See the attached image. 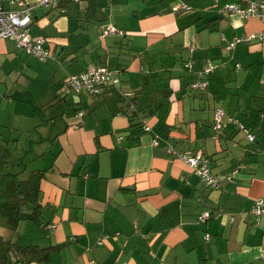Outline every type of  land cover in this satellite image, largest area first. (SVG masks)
Here are the masks:
<instances>
[{"label": "crops", "instance_id": "1", "mask_svg": "<svg viewBox=\"0 0 264 264\" xmlns=\"http://www.w3.org/2000/svg\"><path fill=\"white\" fill-rule=\"evenodd\" d=\"M249 1L37 7L31 33L53 49L41 63L0 36V264H264V215L251 213L264 199V42L228 46L264 22L223 10ZM100 65L119 83L65 92ZM195 152L217 187L181 157Z\"/></svg>", "mask_w": 264, "mask_h": 264}, {"label": "built area", "instance_id": "2", "mask_svg": "<svg viewBox=\"0 0 264 264\" xmlns=\"http://www.w3.org/2000/svg\"><path fill=\"white\" fill-rule=\"evenodd\" d=\"M61 0H37L35 3H29L25 0H0V36L3 38H10L17 43L20 50L25 52L40 61H45L52 57V52L47 47V38L43 35H35L31 33L30 25L33 21V16L37 7L52 8L57 6ZM217 1V0H215ZM17 6L18 9L12 10L11 6ZM225 12L235 13L241 16L243 19L249 17H256L264 22V0H250L246 7H241L240 4H227L223 6ZM116 31L113 27H108L106 33H112ZM258 38L259 41L264 42V30L258 34L246 35L242 37H235L228 44L229 48L236 47L239 43H247L252 39ZM194 61L186 63L187 68L194 66ZM205 72H213V66L209 64ZM118 71H113L105 66H96L88 71L80 73H74L67 78L65 83L66 93H82L88 92L91 94H101L105 87L109 84H118L119 78L115 75ZM202 79L196 81L192 86L194 88L204 89L206 82ZM223 116V110L218 108L215 113L216 120L221 122ZM248 138L252 141L254 136L248 134ZM183 160L192 167L198 176L206 185L213 187L218 186L219 177L211 173L209 167V160L200 153H187L181 154ZM233 175L228 179H232ZM252 213L261 216L264 215V199H259L252 207ZM209 214L205 212L201 216L204 219Z\"/></svg>", "mask_w": 264, "mask_h": 264}, {"label": "trees", "instance_id": "3", "mask_svg": "<svg viewBox=\"0 0 264 264\" xmlns=\"http://www.w3.org/2000/svg\"><path fill=\"white\" fill-rule=\"evenodd\" d=\"M65 0H61L60 1V3L57 5V6H55V7H52V10H59L60 11V8H62V7H64L65 6V4H63V2H64ZM47 40H48V38H47ZM47 47H49L50 48V50H51V52H52V54H53V49H52V47H51V44H50V42H49V40L47 41ZM206 63V62H205ZM195 65V64H194ZM206 69V68H205ZM214 70V69H213ZM200 74L199 73H197L196 71H195V77H198ZM192 76V75H191ZM62 87V86H61ZM64 87V86H63ZM68 94H72V93H68ZM102 94V93H101ZM92 95V94H91ZM95 95H98V94H95ZM68 97V96H67ZM238 120L239 121H241L239 118H238ZM244 124V123H243ZM245 125V124H244ZM245 127H247L246 125H245ZM197 152H195L194 154H196ZM36 182V181H35ZM35 183H33V181H32V186H35L34 185ZM29 185V183L28 182H23V184H22V188L23 187H27ZM31 188V187H30ZM251 213H252V208H251ZM20 251H21V253L24 255V253L22 252V250L20 249ZM41 251V250H40ZM36 252V254H38V253H40L38 250H36L35 251ZM42 253H44V255H43V257L42 258H48V256H49V253H50V250L49 249H45V250H42L41 251ZM36 256L37 255H34V256H30L29 257V259L28 260H26V262L27 263H29L30 261H32V260H35L36 259ZM41 259V258H40Z\"/></svg>", "mask_w": 264, "mask_h": 264}, {"label": "rangeland", "instance_id": "4", "mask_svg": "<svg viewBox=\"0 0 264 264\" xmlns=\"http://www.w3.org/2000/svg\"><path fill=\"white\" fill-rule=\"evenodd\" d=\"M31 58H33V57H31ZM35 59V58H34ZM37 60V59H36ZM39 61V60H38ZM30 62H34L33 60H30ZM40 62V61H39ZM41 63V62H40ZM48 64V63H47ZM42 65H46V63H43ZM42 68H44V67H42ZM45 70H47V68H45ZM61 111H65V115H72V110H71V108H70V106L69 105H67L65 108L64 107H62L61 108ZM45 129H40V131H44ZM39 131V132H40ZM34 136L35 137H37V135L36 134H34Z\"/></svg>", "mask_w": 264, "mask_h": 264}]
</instances>
